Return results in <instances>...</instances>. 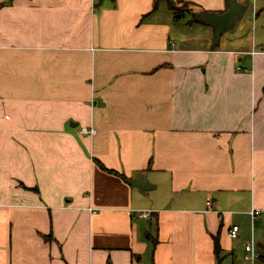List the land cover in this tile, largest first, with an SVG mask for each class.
Returning <instances> with one entry per match:
<instances>
[{"label":"crops","instance_id":"1","mask_svg":"<svg viewBox=\"0 0 264 264\" xmlns=\"http://www.w3.org/2000/svg\"><path fill=\"white\" fill-rule=\"evenodd\" d=\"M154 3L0 0V264H218L213 237L221 264L263 252L264 45L173 40Z\"/></svg>","mask_w":264,"mask_h":264},{"label":"rangeland","instance_id":"2","mask_svg":"<svg viewBox=\"0 0 264 264\" xmlns=\"http://www.w3.org/2000/svg\"><path fill=\"white\" fill-rule=\"evenodd\" d=\"M239 1L244 2L245 11L236 26L221 36L218 47L237 51L250 49L252 46L259 48L264 45V0ZM170 7L173 16H184L175 21L177 24L172 26L171 36L173 40L186 41V43L189 41L187 44L196 47L202 43L199 42L202 38L209 36L212 39L210 28L199 24H192L191 26L186 24L190 17L186 13L187 7L184 4L172 2ZM226 264H231V262L228 261ZM234 264H250V261L243 259L239 262L235 261Z\"/></svg>","mask_w":264,"mask_h":264},{"label":"water","instance_id":"3","mask_svg":"<svg viewBox=\"0 0 264 264\" xmlns=\"http://www.w3.org/2000/svg\"><path fill=\"white\" fill-rule=\"evenodd\" d=\"M244 11L245 4L243 2L239 0H227V10L222 13L190 9V17L195 23L209 27L212 30L210 48L213 51L218 46L221 36L236 26ZM126 183L131 187L144 191L152 188L147 180L142 177L126 180Z\"/></svg>","mask_w":264,"mask_h":264},{"label":"built area","instance_id":"4","mask_svg":"<svg viewBox=\"0 0 264 264\" xmlns=\"http://www.w3.org/2000/svg\"><path fill=\"white\" fill-rule=\"evenodd\" d=\"M96 131L92 128L90 129H81L80 134L83 136H93L95 135ZM206 206L208 209L211 208V201L209 199L206 200ZM148 215V213H141L140 218H144ZM251 219L255 218L259 215L258 211H251L249 213ZM239 234V227L233 225L228 232V236L230 239H236ZM244 252L246 253L245 260L250 261V264H260L258 262H255L258 259L259 252L255 249L253 242L251 241L249 244L244 246Z\"/></svg>","mask_w":264,"mask_h":264},{"label":"trees","instance_id":"5","mask_svg":"<svg viewBox=\"0 0 264 264\" xmlns=\"http://www.w3.org/2000/svg\"><path fill=\"white\" fill-rule=\"evenodd\" d=\"M7 1H10V0H7ZM165 2L167 4V6L169 5V10H172L171 7H170V4L172 2H178L180 4H184V6L187 7L186 9V13L190 16V9L188 8V5L186 3H183V1L181 0H155V3H154V6H153V10H155L157 8V5L159 2ZM184 16L181 15L180 16V19L183 18ZM178 19L176 16H174V21H177V20H180ZM189 22L190 23H195L191 18L189 19ZM264 49V47H263ZM95 165L103 172H106L108 174H113V175H117L116 172L112 171V170H109L107 169L106 167H104L101 163H99L98 161H94ZM213 248H214V254L218 260V264H221V261H220V254H221V249H220V246H219V241H218V238L217 237H213ZM258 262L260 264H264V249H263V252L262 253H259V256H258Z\"/></svg>","mask_w":264,"mask_h":264}]
</instances>
